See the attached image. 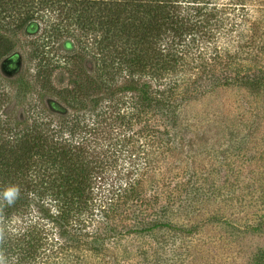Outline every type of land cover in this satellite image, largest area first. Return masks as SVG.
<instances>
[{"label": "trees", "instance_id": "obj_1", "mask_svg": "<svg viewBox=\"0 0 264 264\" xmlns=\"http://www.w3.org/2000/svg\"><path fill=\"white\" fill-rule=\"evenodd\" d=\"M254 5L264 0H0V29L29 32L52 16L55 33L77 31L61 49L83 57L87 37L93 54L83 60L94 92L80 80L81 96L64 106L58 124L0 114V264L99 257L120 229L187 230L172 223L173 208L195 213L223 197L187 182L186 169L175 166L185 148L181 113L218 88L264 84V69L248 65L264 54V12L245 30ZM27 88L20 85L13 103ZM84 131L89 138L76 137ZM118 143L131 163L119 184ZM10 188L17 191L7 197ZM130 219L139 225L123 224Z\"/></svg>", "mask_w": 264, "mask_h": 264}, {"label": "rangeland", "instance_id": "obj_2", "mask_svg": "<svg viewBox=\"0 0 264 264\" xmlns=\"http://www.w3.org/2000/svg\"><path fill=\"white\" fill-rule=\"evenodd\" d=\"M263 6H251L245 30L258 25ZM46 20L33 32L12 30V24L0 29V66L14 52L23 59L20 74L12 79L0 69V114L8 112L11 120L24 114L29 120L40 117L58 124L60 113L48 101L57 100L65 107L73 105L81 96L75 92L80 80L88 95H94L83 60L93 54L88 50L91 45L87 37L82 42L87 48L84 57L78 51H64L61 42L77 31L65 28L57 34L53 17L47 16ZM4 22L12 23V18ZM5 47L10 50L6 52ZM248 65L252 71L261 72L264 54ZM22 84L28 90L15 104L14 95ZM181 114L182 124L187 127L185 148L178 155L180 160L175 159V166H180L179 172L186 169L187 182L192 180L209 192L221 189L223 197L218 202L210 197L205 201L206 209L195 213L173 208L172 223L187 226V230L165 228L144 233L120 229L121 233L102 243L99 257L86 255L75 264H264V84L252 90L244 85L218 88L186 103ZM67 115L65 121L72 122L74 110ZM80 135L90 137L86 131L76 137ZM111 143L113 147L115 142ZM118 144L122 149L115 169L119 171V184L131 163L126 158V146ZM123 224L129 228L130 224L139 225L131 219Z\"/></svg>", "mask_w": 264, "mask_h": 264}, {"label": "water", "instance_id": "obj_3", "mask_svg": "<svg viewBox=\"0 0 264 264\" xmlns=\"http://www.w3.org/2000/svg\"><path fill=\"white\" fill-rule=\"evenodd\" d=\"M11 63L13 65L11 66ZM23 67V59L20 53L14 52L11 56L4 58L1 63V72L7 76L11 77Z\"/></svg>", "mask_w": 264, "mask_h": 264}, {"label": "flooded vegetation", "instance_id": "obj_4", "mask_svg": "<svg viewBox=\"0 0 264 264\" xmlns=\"http://www.w3.org/2000/svg\"><path fill=\"white\" fill-rule=\"evenodd\" d=\"M40 28V27H39ZM38 28V29H39ZM29 32H33V31H29ZM13 65V63H11V66ZM86 65V64H85ZM22 69V68H21ZM20 71H17L16 73H14L13 76H11L10 78L12 79V77H15V76H18L20 74ZM50 104V106H52V109L53 110H56L57 112L61 113L63 112V110H65V107L62 103H60L59 101L57 100H51L50 102H48ZM58 106H59V109H58Z\"/></svg>", "mask_w": 264, "mask_h": 264}, {"label": "clouds", "instance_id": "obj_5", "mask_svg": "<svg viewBox=\"0 0 264 264\" xmlns=\"http://www.w3.org/2000/svg\"><path fill=\"white\" fill-rule=\"evenodd\" d=\"M17 190L15 188H10L8 191H6L5 195L7 197H11Z\"/></svg>", "mask_w": 264, "mask_h": 264}]
</instances>
